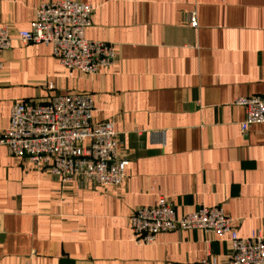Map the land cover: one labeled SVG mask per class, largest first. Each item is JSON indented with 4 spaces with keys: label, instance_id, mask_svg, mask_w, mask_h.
I'll use <instances>...</instances> for the list:
<instances>
[{
    "label": "crops",
    "instance_id": "crops-1",
    "mask_svg": "<svg viewBox=\"0 0 264 264\" xmlns=\"http://www.w3.org/2000/svg\"><path fill=\"white\" fill-rule=\"evenodd\" d=\"M59 1L0 0L12 39L0 59V136L15 103L88 94L92 120L113 124L128 165L116 188L64 186L0 144V264L228 260L229 244L200 230L138 243L128 218L158 197L178 216L221 207L239 238L264 235V125L242 133L233 104L264 95V0H71L94 8L85 39L115 51L94 75L62 69L50 46L17 40L36 8Z\"/></svg>",
    "mask_w": 264,
    "mask_h": 264
},
{
    "label": "built area",
    "instance_id": "built-area-1",
    "mask_svg": "<svg viewBox=\"0 0 264 264\" xmlns=\"http://www.w3.org/2000/svg\"><path fill=\"white\" fill-rule=\"evenodd\" d=\"M93 13L91 5L71 0L42 4L36 8L29 30L18 31L16 37L23 45L50 46L52 57L64 70L94 75L114 64L115 51L111 44L85 39ZM190 24L195 26L194 16ZM10 33L8 26L0 25V59L11 46ZM233 104L243 109L242 133L253 124L264 125V95L239 97ZM0 144L9 156L47 171L64 186L83 182L116 188L122 184L128 165V160L118 155L113 124L92 120L88 94L55 95L46 101L13 104ZM128 226L135 240L143 244H150L160 233L192 230L229 244L226 262L208 257L196 264H264V235L257 231L239 238L235 220L221 207H200L178 216L170 201L158 197L154 206L133 210Z\"/></svg>",
    "mask_w": 264,
    "mask_h": 264
}]
</instances>
